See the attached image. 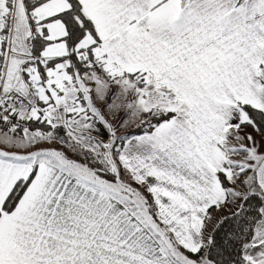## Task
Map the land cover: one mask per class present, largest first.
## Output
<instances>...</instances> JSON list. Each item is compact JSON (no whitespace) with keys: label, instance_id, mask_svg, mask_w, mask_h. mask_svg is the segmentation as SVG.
Masks as SVG:
<instances>
[{"label":"snow or ice","instance_id":"6c2138e0","mask_svg":"<svg viewBox=\"0 0 264 264\" xmlns=\"http://www.w3.org/2000/svg\"><path fill=\"white\" fill-rule=\"evenodd\" d=\"M0 264H264V0H0Z\"/></svg>","mask_w":264,"mask_h":264}]
</instances>
